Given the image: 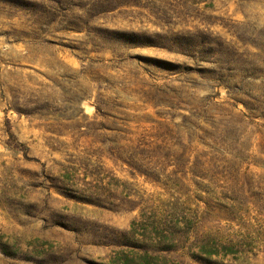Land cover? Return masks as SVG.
Returning a JSON list of instances; mask_svg holds the SVG:
<instances>
[{
	"label": "rangeland",
	"instance_id": "obj_1",
	"mask_svg": "<svg viewBox=\"0 0 264 264\" xmlns=\"http://www.w3.org/2000/svg\"><path fill=\"white\" fill-rule=\"evenodd\" d=\"M0 264H264V0H0Z\"/></svg>",
	"mask_w": 264,
	"mask_h": 264
}]
</instances>
